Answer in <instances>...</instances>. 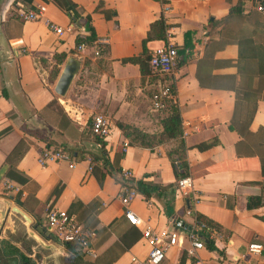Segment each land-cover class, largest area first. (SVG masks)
<instances>
[{
    "label": "crops",
    "instance_id": "1",
    "mask_svg": "<svg viewBox=\"0 0 264 264\" xmlns=\"http://www.w3.org/2000/svg\"><path fill=\"white\" fill-rule=\"evenodd\" d=\"M71 1L82 18L88 17L96 36L82 50L74 47V39L84 28L70 23L50 0L31 1L34 8L43 6L35 21L21 20L17 0H0V131L7 129L0 136V167L6 165V171L14 168L27 177L17 184L4 174L0 183L5 197L10 203L17 201L32 220L30 228L47 243L61 244L45 228L50 208L68 211L76 222L93 228L96 257L92 261L98 264H135L132 258L140 261L148 252L140 226L123 217L125 208L138 216L143 227L155 230L168 227L174 218L190 223L196 213L211 223L197 258L209 264H264V172L259 163L264 158V45L254 41L255 36L264 40V16L241 2L237 15L226 18L237 0ZM160 17L167 25L166 39L146 41L148 51L167 42L182 45L183 33L190 32L187 60L166 82L179 112L192 180V192L186 196L175 187L167 156L174 141L155 144L149 138L161 130V118L150 109L147 76L139 73L136 64L120 61L141 52L150 24ZM48 21L62 33L50 31ZM60 53L64 58L55 63L52 57ZM69 57L79 61V68L65 95L58 96L53 85ZM83 62L87 66L81 73ZM52 65L58 72L49 84L46 77ZM236 93L246 95L240 119L242 112L255 106L245 137L228 128ZM97 111L108 120L109 132L103 139L104 155L88 170L90 155L102 152L86 133ZM213 139L210 147L195 148ZM239 141L245 144L238 146L237 155ZM47 146L61 147L73 165L39 166L37 154ZM94 166L98 167L93 170ZM122 170L129 172V178L122 177ZM137 180L167 188L148 199L134 191L129 203L121 204V188L133 189ZM255 195L262 197V203L246 208V199ZM207 239L214 250L205 246ZM251 243L261 246L259 254L248 250ZM186 246V240L180 239L166 250L160 264L193 262L185 255ZM18 253L33 264H53L32 252L22 238L0 231V264H18Z\"/></svg>",
    "mask_w": 264,
    "mask_h": 264
},
{
    "label": "built area",
    "instance_id": "2",
    "mask_svg": "<svg viewBox=\"0 0 264 264\" xmlns=\"http://www.w3.org/2000/svg\"><path fill=\"white\" fill-rule=\"evenodd\" d=\"M242 3H248L252 10L264 16V0H239ZM18 15L23 21H35L39 14L43 12V6L37 8H24L19 6ZM47 28L57 35L62 33V29L55 23L48 21ZM84 45L76 47L77 50H82ZM96 54V52H95ZM177 52L174 45L170 42L155 48L151 51L148 64L152 74L164 76L171 74L177 67ZM173 101L172 94L169 92V85L164 84L161 88L151 94L150 101L152 107L160 110L164 107L166 100ZM89 127L91 132L101 138H106L109 132L108 120L101 114H95L91 117ZM36 162L39 166H45L50 162H66L69 167L73 165L70 154L53 147H43L37 154ZM91 170V165L88 166ZM122 177L129 178V172L122 170ZM8 180H4L6 186ZM175 187L179 194L186 196L192 192V180L189 176H183L175 181ZM134 195V190L128 187L121 188L118 198L123 205H127ZM187 215H192L189 210L185 212ZM123 217L127 222L135 227L140 226V235L148 246V252L144 259L140 261L132 260L135 264H160L164 259L166 250L178 243L180 239H185L187 246L184 248L186 257L193 258V262L189 264H209L207 261L197 258V252L204 247V238L209 236V227L204 223L197 221L194 216L190 223H184L181 218H174L168 227L160 229H151L143 227L141 220L131 210L125 208ZM45 228L52 237L59 243L70 244L75 249L82 252L87 259L96 257V253L91 246V240L96 233L93 228L84 226L76 222L71 215L66 211L50 208L45 213ZM248 250L252 253L259 254L261 246L251 243L248 245Z\"/></svg>",
    "mask_w": 264,
    "mask_h": 264
},
{
    "label": "trees",
    "instance_id": "3",
    "mask_svg": "<svg viewBox=\"0 0 264 264\" xmlns=\"http://www.w3.org/2000/svg\"><path fill=\"white\" fill-rule=\"evenodd\" d=\"M22 7L24 8H33L31 6V1L32 0H17ZM45 2V0H43ZM56 7H58L63 13L66 14L68 20L70 23L77 25V26H81L84 28V31L81 32V34H77L75 36L74 39V47L76 48L79 45H84V46H91L93 44V42L96 40V36L94 31L92 30L90 24H89V19L87 16H84V18L81 17L80 13L78 12L77 9V5L75 3H73L71 0H50ZM241 4V1L237 0V3L232 5L229 8L228 11V15L226 18L231 17L232 15H237V7L238 4ZM105 19L108 18L107 13H104ZM225 18V19H226ZM167 28V25L164 22V18L160 17L159 19L155 20L154 22H152L149 26V30L147 31L146 36L142 39V50L139 54L135 55V56H131V57H124L121 58L120 61L121 63H132V64H136L138 66V70L139 73L144 77L145 75L149 74V64H148V60H149V56L151 54L150 51H148L145 48V43L146 41L150 40V39H157V40H163L165 41L166 37H165V29ZM190 32L186 31L183 33V43L182 45L179 46H174L177 52V56H178V60H177V67L180 66L181 64H183L188 57L191 45H190ZM258 37H254V41L256 42H261L264 45V40H261ZM64 58V54H54L52 59L55 61V63H59L63 60ZM87 66V62H83L80 72L82 73V71H84L85 67ZM58 72V68L55 65H52V67H50L47 71V77H46V82L47 83H52L55 79V76ZM81 77V74L79 76V78ZM169 92L170 94H172V90H171V86L169 85ZM256 93V92H255ZM252 93L253 97L256 98V94ZM246 95L244 93L240 94V93H236L235 94V107H234V111H233V115H232V119L231 122L228 126V128L230 130H234L236 131L239 136H243L245 137L247 132H245V126L248 123V121L251 119L252 117V113L254 111V107L252 106L251 108H248L247 110H245L244 112H242V114H244V117L242 119L239 118L240 116V107L244 104ZM263 99H264V95H263ZM159 111L160 114V125H161V130L158 132V134L152 135L149 138H154V143H160L163 142L165 140H169L172 139L174 141V146L173 148H171V150L167 153V156L170 159L171 162V166L173 168V173H174V177H175V181L183 176H188V165L187 162L185 160V145H184V141L182 138V129H181V120H180V116H179V112L177 109V106L175 105L174 102H172L170 99L166 100L164 103V107L161 108ZM262 129V128H261ZM260 131H263L261 130ZM7 129L0 131V136L2 134L5 133ZM135 132L138 134H141L142 138L147 137V135L141 131L135 130ZM88 133L92 139L94 141H96L98 143V145L100 146L101 149V153L98 155H90V160L89 163L91 165V163H93L94 165H97L98 162H100V156H103V152L104 150H102L104 148V140L103 138L94 135L91 130L90 127L88 128ZM215 139L210 140L208 142H203V143H199L195 146V148H197L198 150H204L208 147H210L211 145H213L215 143ZM149 145L150 143H143V145ZM240 144H245L244 141H239L236 145H235V153L237 155H239V151H238V146ZM54 149H60L63 150L61 147H53ZM64 151V150H63ZM241 153V152H240ZM105 160L102 159L101 160V164H105L104 163ZM259 163H260V167L264 172V158L263 159H259ZM95 167L98 166H94L93 170L95 169ZM91 169H92V165H91ZM97 169V168H96ZM5 177L8 178L9 180L17 183V184H23L26 182L27 177L24 176L23 174H21L20 172H18L17 170H15L14 168H9L6 173H5ZM101 178H98V181H100ZM170 187V185L168 186ZM167 188L166 186L164 187H159V185L153 184L151 182H147V181H143V180H137L134 182L133 184V190L139 194H141L143 196V198L148 199L149 196L151 194H158V192L160 190H163ZM0 195L5 196L6 195V189L2 186V184L0 183ZM262 203V197L259 195H255V196H250L246 199V204L245 207L246 208H253L256 207L258 205H260ZM67 213L70 215V213L67 211ZM194 218L199 221L204 223L206 226H208L210 228V222L206 221L204 218H202L200 215L198 214H193ZM40 234H42L41 231H38ZM53 238V237H52ZM63 246L72 254L73 256V260H72V264H98L95 261H91L89 259H86L82 252H80L79 250L75 249L72 245L70 244H63ZM205 246L207 247V249L209 250H214L215 246L213 245L211 240H206L205 241ZM18 264H33V261L31 260V258L25 256L22 253H18Z\"/></svg>",
    "mask_w": 264,
    "mask_h": 264
},
{
    "label": "water",
    "instance_id": "4",
    "mask_svg": "<svg viewBox=\"0 0 264 264\" xmlns=\"http://www.w3.org/2000/svg\"><path fill=\"white\" fill-rule=\"evenodd\" d=\"M79 68V61L69 57L63 64L53 85V92L64 96L73 77ZM7 166L0 167V180L3 178ZM31 218L19 207L17 201L10 203L0 195V231L7 230L11 237H20L22 242L39 255L43 261L53 264H72V254L61 244L54 241L46 242L43 237L30 228Z\"/></svg>",
    "mask_w": 264,
    "mask_h": 264
},
{
    "label": "rangeland",
    "instance_id": "5",
    "mask_svg": "<svg viewBox=\"0 0 264 264\" xmlns=\"http://www.w3.org/2000/svg\"><path fill=\"white\" fill-rule=\"evenodd\" d=\"M176 69V68H175ZM174 69V70H175ZM170 75V74H169ZM169 75H164V76H158V75H156V74H152L151 72H150V70H149V74L148 75H146L147 76V79H148V83H147V90H148V94H149V92H150V97H151V94L153 93V92H155V91H157V90H159L160 88H161V86L163 85V83H166L167 81H168V78H169ZM89 76H92V77H94L93 75H89ZM93 79V78H92ZM91 83H92V80H91ZM150 97H149V100H150ZM150 103V109L153 111L154 110V112H156V113H159V111L158 110H156V109H154L153 107H152V104H151V101L149 102ZM95 114H101V115H103L102 114V112H100V111H97V112H93V114L92 115H95ZM91 115V116H92ZM104 116V115H103ZM153 142H154V138H153V140H152ZM90 159V158H89ZM87 259V258H86ZM89 260H91L92 261V259H89Z\"/></svg>",
    "mask_w": 264,
    "mask_h": 264
}]
</instances>
